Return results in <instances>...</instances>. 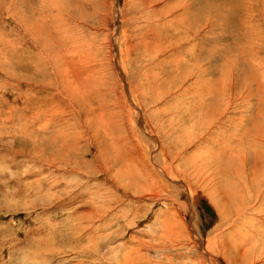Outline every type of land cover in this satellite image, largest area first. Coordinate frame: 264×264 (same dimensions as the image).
Returning <instances> with one entry per match:
<instances>
[{
  "label": "rangeland",
  "instance_id": "1",
  "mask_svg": "<svg viewBox=\"0 0 264 264\" xmlns=\"http://www.w3.org/2000/svg\"><path fill=\"white\" fill-rule=\"evenodd\" d=\"M260 172L264 0H0V264H264Z\"/></svg>",
  "mask_w": 264,
  "mask_h": 264
},
{
  "label": "bare ground",
  "instance_id": "2",
  "mask_svg": "<svg viewBox=\"0 0 264 264\" xmlns=\"http://www.w3.org/2000/svg\"><path fill=\"white\" fill-rule=\"evenodd\" d=\"M205 11V10H204ZM203 11V12H204ZM187 52H190V51H187ZM258 165V164H257ZM258 171V170H257ZM263 172H260L259 173V176L258 177H256V178H254L253 176V178L249 181V183H248V185H243L242 184V186H248V187H244L245 189H236V190H240V191H242V190H244V191H242L241 193H239V191H238V193L243 197H241L242 199H244L245 200V202H247L246 204H247V207H246V209H245V215L244 216H242L240 219H242L241 221H247V222H249V220H251V217H250V213H249V217L247 216L248 215V213H247V211L248 212H250V210H252L253 208H255L256 206H255V204L258 202V201H256V203L254 202L253 203V205H251L250 204V202H251V198L254 196V197H256L257 198V200H260V204L258 205V207H257V210H258V216H259V214H261L262 215V217L264 216V176H263V174H262ZM257 175H258V172H257ZM249 179V178H248ZM248 181V180H247ZM246 182V181H245ZM244 182V183H245ZM119 185H122L121 183H118ZM225 187L226 188H230V189H232V187H230L229 186V183H228V181H225ZM235 190V191H236ZM246 190V191H245ZM252 191V192H251ZM229 192V191H228ZM231 193V192H230ZM251 193H253V194H251ZM138 193H136V195H137ZM138 195H141V193L139 192V194ZM240 198V199H241ZM260 198V199H259ZM219 206V207H218ZM218 206H216V210L218 209V211L220 210V205H218ZM218 207V208H217ZM222 207V206H221ZM168 208V207H167ZM215 208V207H214ZM252 208V209H251ZM226 209H228V208H226ZM225 209V211H223L224 209H221V212L219 211H217L218 213H220L219 214V221H221V219H227V217H228V212L230 211V209L229 210H226ZM223 211V212H222ZM243 212V211H242ZM241 214V213H240ZM256 215V214H255ZM252 216V215H251ZM254 216V215H253ZM260 219V218H259ZM253 221V220H252ZM175 222V221H174ZM174 222H173V226H174ZM259 223H261V222H259ZM223 224V223H222ZM242 224V223H241ZM240 224H237V225H235L236 227H238ZM228 226V225H227ZM226 226V227H227ZM240 226H243V225H240ZM240 226L237 228L238 230L240 229ZM236 227H234V228H236ZM250 227H253V226H247L246 228L249 230V232H248V230L247 231H242V229H241V231H242V234H240V237H239V235H238V237L239 238H242V239H240V240H242V242H244V243H247V245H248V253L250 254V255H252L251 257H257L258 255H259V253L260 252H264V225H258V224H255L254 225V227H253V229L252 228H250ZM242 228V227H241ZM244 228V227H243ZM236 230V229H235ZM228 231L230 232H232V230L229 228L228 229ZM228 231H227V233H226V235L227 234H230V233H228ZM233 232H234V230H233ZM248 232V233H247ZM223 235H224V233H223ZM231 236V235H230ZM234 236V235H233ZM232 236V237H233ZM224 237H226L227 238V236H224ZM228 239V238H227ZM222 240V239H221ZM226 240V239H225ZM232 240V242L234 243V244H236L237 243V241H234V238L233 239H231ZM236 240V239H235ZM228 241V240H227ZM213 242V241H212ZM229 242H231V241H229ZM231 242V243H232ZM223 243V242H222ZM222 243H221V245H222ZM226 243V242H225ZM232 243V244H233ZM240 243V242H239ZM227 244V243H226ZM243 244V243H242ZM209 246V250H210V252L212 253V254H217V255H221V256H223V258L224 259H228L227 258V256L226 255H223V254H221L220 252H217V251H220V250H217V249H215V247H213L212 246V244H209L208 245ZM215 246V245H214ZM233 246H235V245H233ZM219 247H222V246H219ZM237 247H238V244H237ZM237 247H233V248H237ZM241 248V247H240ZM222 250V249H221ZM224 250V249H223ZM195 251H196V249H195ZM224 253V252H223ZM196 254H198V256L201 258V263L202 264H206V260H204L200 255H199V253L196 251ZM249 256V255H248ZM264 256V255H263ZM259 257V256H258ZM251 259H253V258H251ZM260 259V258H259ZM263 259V258H262ZM254 260V259H253ZM258 260V259H257ZM252 262V261H251ZM247 263H249V262H247Z\"/></svg>",
  "mask_w": 264,
  "mask_h": 264
}]
</instances>
